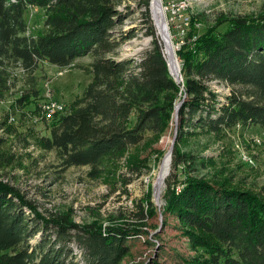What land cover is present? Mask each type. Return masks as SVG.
Here are the masks:
<instances>
[{
  "label": "trees",
  "instance_id": "obj_1",
  "mask_svg": "<svg viewBox=\"0 0 264 264\" xmlns=\"http://www.w3.org/2000/svg\"><path fill=\"white\" fill-rule=\"evenodd\" d=\"M121 2L0 0L1 98L11 84L17 85L19 71L33 80L42 62L67 68L81 57L91 58L80 67L92 75L91 82L61 114L51 135L41 138L43 149L55 151L66 168L89 166L90 176H100L109 162L142 144L147 133L159 136L169 128L180 92L185 94L179 111L181 137L189 129L216 134L238 125L264 129V17H236L224 32L193 42L191 20L189 38L178 51L183 76L178 83L150 17L146 26L152 46L139 60L119 58L123 41L115 28L121 20L117 9ZM28 6L46 12L44 29L38 33L26 20ZM213 82L230 88L226 102H220ZM38 98L33 85L17 102L23 106ZM195 160L176 145L174 170L180 165L190 168ZM177 183V179L168 182L166 212L176 214L190 228L186 233L203 250L199 263L264 264L263 197L191 173L182 189ZM24 205L35 212L33 216L26 215ZM139 232L124 224L103 230L80 226L66 217L46 219L0 182V264H67L72 243L80 246L82 263L68 264H120L129 239Z\"/></svg>",
  "mask_w": 264,
  "mask_h": 264
},
{
  "label": "rangeland",
  "instance_id": "obj_2",
  "mask_svg": "<svg viewBox=\"0 0 264 264\" xmlns=\"http://www.w3.org/2000/svg\"><path fill=\"white\" fill-rule=\"evenodd\" d=\"M167 1L162 0L164 4ZM201 1L188 11L194 21L192 42L198 37L224 32L236 17H264V0ZM152 7L153 0H122L117 6L121 20L115 34L123 41L118 54L120 59L139 60L152 46L153 38L146 26L149 17L160 36ZM25 17L32 32L44 29V9H28ZM169 29L181 72L178 51L189 38L188 29L178 31L170 24ZM165 53L168 59L166 48ZM90 61L89 56L81 57L67 68L42 62L33 80L19 71L17 85L11 84L5 98L0 96V182L12 187L19 198L31 203L46 219L66 217L80 226L96 225L103 230L106 226L121 224L141 230L129 239V250L120 264H201L197 259H204L203 250L195 246L186 233L190 228L176 214L166 212L168 182L177 179L180 190L191 173L213 184L264 198V129L257 125L246 128L238 125L217 134L207 129H189L181 137L180 118L176 120L174 111L170 126L163 134L147 133L142 144L109 162L100 176H90L89 166L66 168L55 151H47L40 145L42 137L51 135L62 112L49 119L42 118L38 104L49 94L64 104L66 112L92 80V75L80 68ZM171 72L177 77L172 69ZM33 85L39 91V98L20 106L17 100ZM212 88L218 92L220 102H226L230 88L218 82H213ZM184 97L180 92L177 104ZM174 140L170 171L158 192L160 168ZM176 145L180 151L196 158L190 168L180 165L177 170L173 169ZM24 209L26 215L35 213L28 205H24ZM142 211L144 219H141ZM38 236L31 242H37ZM70 261L82 263L77 243L69 246L66 263Z\"/></svg>",
  "mask_w": 264,
  "mask_h": 264
},
{
  "label": "bare ground",
  "instance_id": "obj_3",
  "mask_svg": "<svg viewBox=\"0 0 264 264\" xmlns=\"http://www.w3.org/2000/svg\"><path fill=\"white\" fill-rule=\"evenodd\" d=\"M12 2H15L16 0H11ZM183 7H184V17L186 19V24L190 25L191 24V17L188 15V11L190 8H192V6L195 3H199L202 2L201 0H181ZM153 14H154V19H155V23H156V27L157 30L163 40L164 46L167 50V54H168V59H169V64H170V70L172 69V71L175 73V75H177V77H180L181 72H180V66L178 63V58L176 55V50L174 47H172L170 41H169V37H168V32L170 33V29H169V25L165 23V18L166 15L164 13V8H163V2L162 0H153ZM170 37H171V33H170ZM174 76V75H173ZM64 106H63V112H64ZM62 112V106H54L53 108H51V115H55L56 113H60ZM170 167H171V160L169 157V153L166 155L161 168H160V172L157 178V183H156V188L157 191L160 192V189L162 188L163 182L165 180V177H167L168 172L170 171Z\"/></svg>",
  "mask_w": 264,
  "mask_h": 264
},
{
  "label": "built area",
  "instance_id": "obj_4",
  "mask_svg": "<svg viewBox=\"0 0 264 264\" xmlns=\"http://www.w3.org/2000/svg\"><path fill=\"white\" fill-rule=\"evenodd\" d=\"M164 13L166 15V20L168 25L170 24L176 30L185 32L186 29H190L191 25L186 24V19L184 17V7L181 0H168L165 4L163 3ZM28 9H33L28 6ZM50 93V91L48 92ZM48 98L38 104V114L42 118H51V108L54 106H62V113L63 112V105L60 101L54 99L49 94L47 95Z\"/></svg>",
  "mask_w": 264,
  "mask_h": 264
},
{
  "label": "water",
  "instance_id": "obj_5",
  "mask_svg": "<svg viewBox=\"0 0 264 264\" xmlns=\"http://www.w3.org/2000/svg\"><path fill=\"white\" fill-rule=\"evenodd\" d=\"M164 21H165L166 24H168L166 18H165ZM168 37H169V41H170L172 47H174V45H173V41H172V38L170 37V33H169V32H168ZM167 60H168V59H167ZM168 65H169V69H170V64H169V62H168ZM170 73L172 74L171 70H170ZM172 75H173V74H172ZM174 78H175V80L179 83V82L182 81V74L180 75V77H175V76H174ZM182 104H183V100H182L180 103H178V104L176 105V108H175V115H176V120H177V121H178V119H179V111H180V108H181ZM177 129H178V125H177ZM174 144H175V140H174L173 145L171 146V149H170V152H169L170 160H171V157H172V151H173Z\"/></svg>",
  "mask_w": 264,
  "mask_h": 264
}]
</instances>
